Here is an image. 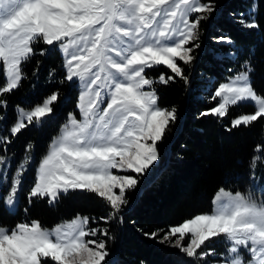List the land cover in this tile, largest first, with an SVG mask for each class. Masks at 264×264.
<instances>
[{"label":"snow or ice","instance_id":"obj_1","mask_svg":"<svg viewBox=\"0 0 264 264\" xmlns=\"http://www.w3.org/2000/svg\"><path fill=\"white\" fill-rule=\"evenodd\" d=\"M261 2L264 0H251L247 13L231 14L235 23L246 31H260L257 14ZM216 8L215 0H0V110L6 112L5 95L18 89L26 78L23 64L37 54L36 45H43L41 56L59 51L65 79L77 78L81 87L77 107L82 119L69 113L68 124L41 161L29 203L35 197H47L52 204L61 195L79 190L103 198L112 210L110 215L122 211L128 204L126 191L135 190L143 176L153 175L160 160L158 143L177 120L175 107H159L154 85H167L176 77L190 84L181 62L195 60L194 53L201 47L198 26L209 20ZM210 40L216 45L234 43L225 35ZM160 65L173 75L148 78L146 70ZM253 71L251 59L245 58L227 82L214 88L211 99L219 100L200 117L223 118L230 105L251 103L255 111L234 118L227 130L264 118V95L252 86ZM54 72L49 73L50 78ZM57 100L58 93L53 92L42 105L30 109L17 105L16 119L8 134L0 136V145L6 149L11 137L27 126L25 120L37 126L44 123L41 117L53 113ZM5 119L0 114V121ZM254 152L264 153V147L257 144ZM30 160L25 157L11 179L0 172V189L7 187V192L0 194V207L5 210H15L22 173ZM261 160L255 154L250 158L253 180ZM6 163L7 157L0 155V166ZM213 205L210 213L144 235L178 248L192 258V264H208L212 257H216L212 264H264V199H258L254 191L232 193L220 188ZM100 219L107 223L109 217ZM89 220L77 216L76 221L82 223L71 231L60 225L43 228L36 220L11 229L0 225V264H109L106 241L85 237L98 233L113 237L107 229L86 227ZM216 240L226 242L224 252L216 251Z\"/></svg>","mask_w":264,"mask_h":264},{"label":"trees","instance_id":"obj_2","mask_svg":"<svg viewBox=\"0 0 264 264\" xmlns=\"http://www.w3.org/2000/svg\"><path fill=\"white\" fill-rule=\"evenodd\" d=\"M215 3L217 8L211 18L198 26L201 47L194 53L195 60L189 64L181 62L190 84L185 85L181 78L176 77L167 85H154L159 107H175L177 120L170 125L163 141L158 143L160 160L152 169L153 175L143 176L135 190L126 191L128 204L122 211L118 215H110L112 210L107 202L86 191H69L52 204L47 198L40 197L29 203L28 188H25L20 192L15 213L0 207V225L13 228L18 223L36 220L43 228H51L77 215L88 216L90 228L107 229L113 237H101L111 254L106 258L109 264H192V258L178 248L149 239L144 233L166 229L196 215L210 213L220 188L232 193L250 191V158L255 154L257 144L264 147V118H258L247 127L227 130L234 118L252 114L255 111L253 105L230 106L223 118L199 115L216 105L218 100L211 99V92L234 75L245 58L251 59L254 66L252 86L258 94L264 95V2L260 3L257 14L260 31L244 30L231 15L247 13L251 0H215ZM215 35L229 36L234 43L216 45L210 40ZM35 47L37 54L23 64L26 78L18 89L4 97L8 100V107L6 112L0 110V114L6 116L5 121H0V136L8 134V127L16 119L17 105L33 108L53 92L58 93V100L52 105L53 113L43 118L44 123L38 126L26 124L15 137H11L12 142L6 149L0 145V155L11 156L16 162L23 158L31 144L34 163H37L67 121L69 113L76 111L79 95L76 83L65 79L59 51L41 56L39 48L43 45ZM229 51L236 55H226ZM53 69L55 72L50 78L49 73ZM146 73L153 80H158L161 73L173 75L161 65L146 70ZM2 82L3 67L0 64ZM260 156L264 161V153ZM29 175L34 177L33 168L28 171ZM100 217H109L108 222ZM214 247L222 253L224 242L216 240ZM214 260L216 257L211 258L208 264Z\"/></svg>","mask_w":264,"mask_h":264},{"label":"rangeland","instance_id":"obj_3","mask_svg":"<svg viewBox=\"0 0 264 264\" xmlns=\"http://www.w3.org/2000/svg\"><path fill=\"white\" fill-rule=\"evenodd\" d=\"M60 53V52H59ZM61 55V53H60ZM61 58H62V62H63V56L61 55ZM2 65V63H0ZM163 66V65H161ZM3 67V65H2ZM157 67V66H155ZM166 67V66H165ZM65 70V69H64ZM148 70V69H147ZM65 73H66V70H65ZM152 79V78H150ZM153 80V79H152ZM71 82H75L76 83V86L78 87L79 89V95H78V99H77V104L79 102V98H80V94H81V87H80V81L77 79V78H74V81H71ZM227 82V81H226ZM145 91H148V87L145 86ZM87 99L88 97L86 96L85 97V100H84V103L86 104L87 103ZM217 100H219V98H217ZM77 104H76V111L73 112L72 114L75 116V118L77 120H81L82 119V116H81V111H80V108L77 107ZM243 104H250V105H253L251 103H243ZM42 105V104H41ZM239 105V104H238ZM106 106V105H105ZM231 106V105H230ZM229 106V107H230ZM44 117H41V119H43ZM69 122V117L67 119V121L61 126L60 130L58 131V133L52 138L51 142L49 143L48 145V148L46 150V153L37 161V163H34V153H33V148L31 149H28V147L26 148V152L23 156V158L19 161V162H16L15 159L11 156H7V155H4L7 157V163L3 166H0V172L4 173V177L6 179H11L12 176H14L16 174V169L18 167V165L21 163V162H24L25 161V157L27 156H30L31 157V160L29 162L26 163V170L23 171L22 173V180H21V185L19 187V191H18V194H17V201L19 203V198H20V192L22 191V189H25V188H28V193H27V196L29 194V191L31 190V188L33 187L35 181H36V178H37V175H38V168L41 164V161L42 159L49 154V151H50V146L53 145V140L54 138L58 137L61 135V130L63 128V126L65 124H68ZM25 124L29 125L27 123V121L25 120ZM34 124V123H33ZM71 126L69 125V128ZM255 155H260V153H255ZM33 168L34 169V177L31 178L30 175L27 176V173L28 171ZM113 172H117V170H113ZM254 173H255V179L253 180L252 179V173L250 172V176H251V182H252V188L250 191H254V194L255 196L258 198V199H264V196H262V194L264 193V191H261L262 188H264V161L261 160L260 162H258V165L256 167V169L254 170ZM120 174H127V173H120ZM133 175H136L133 173ZM31 180V185L29 184ZM79 191V190H77ZM118 191V190H117ZM4 192H7V187H4L3 189H0V194H3ZM218 193V192H217ZM216 193V195H217ZM215 195V197H216ZM214 197V198H215ZM36 198V197H35ZM44 198H47V197H44ZM48 199V198H47ZM18 203H17V206L15 208L14 211H8L10 213H15L17 208H18ZM54 203V202H53ZM214 205H213V202H212V209H213ZM212 211V210H211ZM77 216H80V217H84V216H81V215H77ZM76 216V217H77ZM76 217L73 218L72 220H69V221H65V222H62L58 225L61 226V228L65 231H71L73 228H75L77 225L81 224L82 221H76ZM75 221V223H73ZM57 226V225H56ZM56 226L54 227H51V228H47V229H53L55 228ZM86 227H89V224L86 226ZM8 228V227H7ZM90 228V227H89ZM11 229V228H9ZM101 237H103L102 235H100L99 233L97 234L96 237H85V239H102ZM175 239V238H173ZM223 241V240H222ZM224 242V248H223V251L225 250L226 248V242ZM89 247H94L93 245H89ZM214 258V257H212Z\"/></svg>","mask_w":264,"mask_h":264}]
</instances>
